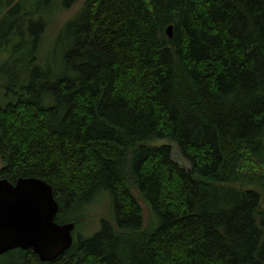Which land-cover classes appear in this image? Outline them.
Listing matches in <instances>:
<instances>
[{
	"label": "trees",
	"instance_id": "16d2710c",
	"mask_svg": "<svg viewBox=\"0 0 264 264\" xmlns=\"http://www.w3.org/2000/svg\"><path fill=\"white\" fill-rule=\"evenodd\" d=\"M3 60L0 178L47 181L77 233L0 264H264V0H0Z\"/></svg>",
	"mask_w": 264,
	"mask_h": 264
},
{
	"label": "water",
	"instance_id": "95a60500",
	"mask_svg": "<svg viewBox=\"0 0 264 264\" xmlns=\"http://www.w3.org/2000/svg\"><path fill=\"white\" fill-rule=\"evenodd\" d=\"M169 37L172 25L166 27ZM59 204L52 186L39 177L0 178V255L31 249L40 261L50 262L73 242L72 221L58 222Z\"/></svg>",
	"mask_w": 264,
	"mask_h": 264
},
{
	"label": "rangeland",
	"instance_id": "374dc122",
	"mask_svg": "<svg viewBox=\"0 0 264 264\" xmlns=\"http://www.w3.org/2000/svg\"><path fill=\"white\" fill-rule=\"evenodd\" d=\"M83 1V0H80ZM69 14V11L64 12V14H56V18L60 15L61 16H66ZM52 39V38H51ZM49 43V42H48ZM47 43V44H48ZM46 44V45H47ZM10 46H7V48H9ZM60 49L59 46H51V42L50 44H48L47 46H42L41 47V54L45 57V56H49L54 53H56V55L59 53ZM57 57V56H56ZM58 59V57H57ZM0 67H2V65H4L5 60H3L2 62H0ZM8 69H10V67H8ZM12 82L13 80L10 79L7 75L3 74L0 72V105L5 104L8 100L12 99L14 94L12 93L11 87H12ZM155 144L159 145V144H169L172 147V155L175 161H177L178 163H180L181 165H185L187 166V162L184 160V158L182 157V155L180 154L179 149L177 148L176 143L171 140V139H159L155 142ZM99 198H102L99 201H95L98 200ZM95 202H93L92 204H90V206L88 207V210H90V214L91 217L90 219L87 221V223L85 225H82V228L80 229V233L84 234V235H88L90 233H92L93 231H96V229H98L99 227V216H101L102 214H109L110 210H111V205H110V198L109 195L107 194V192H102L101 194H99L95 199ZM144 213L147 217V214L149 215V212L147 210V207L144 205ZM67 218H71L70 216H67ZM76 233L77 230H73L72 235H73V239L76 238Z\"/></svg>",
	"mask_w": 264,
	"mask_h": 264
}]
</instances>
